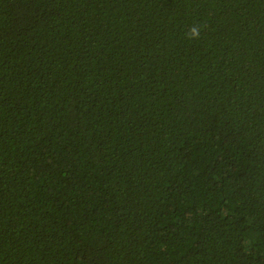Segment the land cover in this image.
I'll return each instance as SVG.
<instances>
[{"label":"trees","instance_id":"1","mask_svg":"<svg viewBox=\"0 0 264 264\" xmlns=\"http://www.w3.org/2000/svg\"><path fill=\"white\" fill-rule=\"evenodd\" d=\"M0 264H264V0H0Z\"/></svg>","mask_w":264,"mask_h":264},{"label":"clouds","instance_id":"2","mask_svg":"<svg viewBox=\"0 0 264 264\" xmlns=\"http://www.w3.org/2000/svg\"><path fill=\"white\" fill-rule=\"evenodd\" d=\"M201 29L197 26H193L192 28L189 29L188 32V38L189 39H198L200 35Z\"/></svg>","mask_w":264,"mask_h":264}]
</instances>
